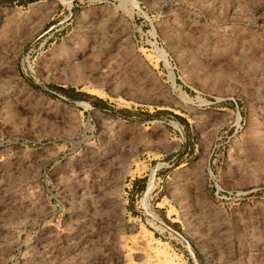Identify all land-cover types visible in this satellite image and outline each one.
<instances>
[{"label":"rangeland","instance_id":"rangeland-1","mask_svg":"<svg viewBox=\"0 0 264 264\" xmlns=\"http://www.w3.org/2000/svg\"><path fill=\"white\" fill-rule=\"evenodd\" d=\"M0 264H264V0H0Z\"/></svg>","mask_w":264,"mask_h":264},{"label":"built area","instance_id":"built-area-1","mask_svg":"<svg viewBox=\"0 0 264 264\" xmlns=\"http://www.w3.org/2000/svg\"><path fill=\"white\" fill-rule=\"evenodd\" d=\"M155 224L156 229L159 230L162 234H166L170 239H173L175 241H181L182 238L180 237V235L176 231L171 229L170 226L167 225L165 222L155 219Z\"/></svg>","mask_w":264,"mask_h":264},{"label":"crops","instance_id":"crops-1","mask_svg":"<svg viewBox=\"0 0 264 264\" xmlns=\"http://www.w3.org/2000/svg\"><path fill=\"white\" fill-rule=\"evenodd\" d=\"M140 178V177H136ZM129 187L127 188V196L132 197L135 194V197L138 195L136 192L137 185L140 184L138 181H135L134 178H130L128 181ZM141 193V192H140Z\"/></svg>","mask_w":264,"mask_h":264},{"label":"trees","instance_id":"trees-1","mask_svg":"<svg viewBox=\"0 0 264 264\" xmlns=\"http://www.w3.org/2000/svg\"><path fill=\"white\" fill-rule=\"evenodd\" d=\"M81 96H82L81 98H83V97L86 98L84 95H81ZM141 190H142V189H139V191H141Z\"/></svg>","mask_w":264,"mask_h":264},{"label":"bare ground","instance_id":"bare-ground-1","mask_svg":"<svg viewBox=\"0 0 264 264\" xmlns=\"http://www.w3.org/2000/svg\"><path fill=\"white\" fill-rule=\"evenodd\" d=\"M131 1H133V0H131ZM86 104V103H85ZM152 185V184H151ZM150 187H148V189H149ZM151 189V188H150Z\"/></svg>","mask_w":264,"mask_h":264}]
</instances>
